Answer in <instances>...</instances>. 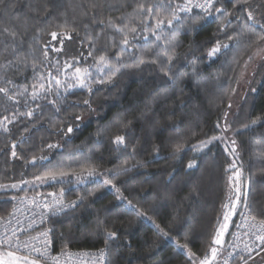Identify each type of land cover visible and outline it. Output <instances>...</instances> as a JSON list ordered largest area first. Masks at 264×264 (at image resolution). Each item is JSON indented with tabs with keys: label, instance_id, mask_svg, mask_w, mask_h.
<instances>
[{
	"label": "trees",
	"instance_id": "16d2710c",
	"mask_svg": "<svg viewBox=\"0 0 264 264\" xmlns=\"http://www.w3.org/2000/svg\"><path fill=\"white\" fill-rule=\"evenodd\" d=\"M178 3L0 0V218L17 197L64 192L78 204L47 225L54 250L106 264H201L229 218L220 264L243 211L264 220V55L231 110L264 47V0ZM100 60L85 86L56 85Z\"/></svg>",
	"mask_w": 264,
	"mask_h": 264
},
{
	"label": "built area",
	"instance_id": "2783aa9c",
	"mask_svg": "<svg viewBox=\"0 0 264 264\" xmlns=\"http://www.w3.org/2000/svg\"><path fill=\"white\" fill-rule=\"evenodd\" d=\"M219 0H179L181 14L208 13ZM64 192L50 191L14 199L11 211L0 218V248L41 259L49 264H106L102 250L55 251L47 227L51 219L76 207ZM264 251V220L244 210L220 264L245 261Z\"/></svg>",
	"mask_w": 264,
	"mask_h": 264
},
{
	"label": "rangeland",
	"instance_id": "374dc122",
	"mask_svg": "<svg viewBox=\"0 0 264 264\" xmlns=\"http://www.w3.org/2000/svg\"><path fill=\"white\" fill-rule=\"evenodd\" d=\"M264 55V47H262L260 50H258L247 62V64L245 65L240 78L238 80L237 86H236V90L234 92V95L232 97L231 100V110H234L238 107L243 95L245 94L246 90L248 89V85L250 80L252 79V73L255 69V66L257 64V62L263 57ZM107 67V61L106 60H100L98 62V64L95 67L92 68H79L76 69L75 71H72L71 74H66L64 76V79H56L55 83L56 85H62V84H66L69 87L72 86H85L90 80H92L94 77H98L99 75H101L102 73H104V70ZM88 175V176H87ZM87 177H95L94 174H87ZM104 180L106 181L107 185H109V182L106 178H104ZM114 189V188H113ZM115 192L119 195V197L122 198V196L120 195V193L118 192V190L114 189ZM144 217L150 221L152 224H154L155 226H157V224L155 222H153L147 215H144ZM159 230L164 231L161 227H158ZM171 240L180 248L182 249L187 255H189L190 257H193V252L190 251L188 248L184 247L181 243H179L178 241H176L175 239L171 238ZM1 256L2 258H10V259H14L15 257L1 249ZM264 258V253L259 256Z\"/></svg>",
	"mask_w": 264,
	"mask_h": 264
},
{
	"label": "water",
	"instance_id": "95a60500",
	"mask_svg": "<svg viewBox=\"0 0 264 264\" xmlns=\"http://www.w3.org/2000/svg\"><path fill=\"white\" fill-rule=\"evenodd\" d=\"M232 216H233V212L230 214V218ZM229 226H230V220H229V218H227L225 220V222L223 223V225L221 227L219 226V228H218V230H217V232H216V234L214 236L213 241H214V246L215 247L213 248L212 253H211L209 259L206 260V261H204L201 264H209L214 259V257L216 256V254L218 252V249L220 247H222L223 244H224V237H225L226 231L229 228ZM0 264H7V262L5 261V259L2 258L1 256H0Z\"/></svg>",
	"mask_w": 264,
	"mask_h": 264
}]
</instances>
